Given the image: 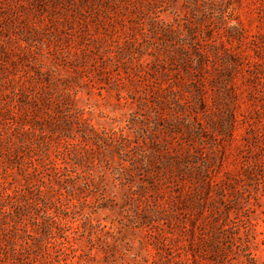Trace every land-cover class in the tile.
Masks as SVG:
<instances>
[{
	"label": "rangeland",
	"instance_id": "rangeland-1",
	"mask_svg": "<svg viewBox=\"0 0 264 264\" xmlns=\"http://www.w3.org/2000/svg\"><path fill=\"white\" fill-rule=\"evenodd\" d=\"M0 264H264V0H0Z\"/></svg>",
	"mask_w": 264,
	"mask_h": 264
}]
</instances>
